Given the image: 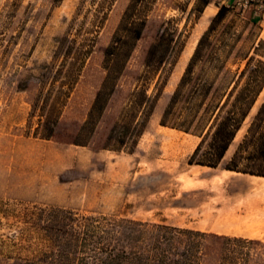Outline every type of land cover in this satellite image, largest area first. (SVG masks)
<instances>
[{
  "label": "rangeland",
  "instance_id": "obj_1",
  "mask_svg": "<svg viewBox=\"0 0 264 264\" xmlns=\"http://www.w3.org/2000/svg\"><path fill=\"white\" fill-rule=\"evenodd\" d=\"M80 1L0 0V264H93L95 253L105 255L111 246L122 248L116 240L98 243L105 227L127 221L183 229L178 224L184 178L188 188L197 184L190 178L199 175L193 166L201 165L196 162L209 151L205 144L193 156L202 141L203 126L195 133L185 130L189 107L194 103L203 112L206 103L222 100L249 57H254L253 65L264 60V0H157L129 67L134 68L151 29L162 19H174L181 32V48L166 64L156 107L143 135L125 146L112 142L107 148L98 147L108 115L117 109L113 102L91 144L41 139L35 135L39 117L31 116L26 88L53 61L58 40L68 30ZM129 3L115 2L88 70L64 111L60 131H74L89 113L103 77L105 49ZM222 6L227 10L209 33L204 56L193 72L198 83H213V90L192 98V86L185 87L175 113L164 117L200 39ZM263 101L264 90L224 159L206 170L215 173L236 165L233 156ZM237 164L239 169L251 167L247 159ZM151 200L155 201L150 204ZM86 227L96 231L93 242L86 239ZM198 240L203 249L204 240ZM260 250L264 253L257 244L226 241L219 264H264L263 254L259 261L249 260Z\"/></svg>",
  "mask_w": 264,
  "mask_h": 264
},
{
  "label": "trees",
  "instance_id": "obj_2",
  "mask_svg": "<svg viewBox=\"0 0 264 264\" xmlns=\"http://www.w3.org/2000/svg\"><path fill=\"white\" fill-rule=\"evenodd\" d=\"M116 1L81 0L68 30L58 40L53 61L47 63L38 80L26 88L32 106L31 116L39 117L36 137L46 140L58 138L87 146L91 144L113 102L117 109L108 115L98 147L107 148L112 142H116L119 147L125 146L131 138L136 141L143 135L156 107L160 91L158 85L164 79L166 64L181 48V32L173 24L174 19H162L154 24L134 68L130 69V61L146 33L150 13L157 0H130L112 41L105 49L103 77L89 113L74 131H60L64 111L80 85L84 72L88 70L100 32ZM226 10V6L220 8L209 32L200 39L164 117L175 113L185 87L192 86L191 92L195 95L192 98L198 94L207 96L213 90V83H198L193 72L197 62L204 56L209 33L213 32L215 24L223 18ZM254 60V57H249L246 67L238 73L237 80L228 88L222 100H211L209 103L204 101L206 107L203 112L194 103L189 107L191 112L185 119V130L195 133L203 126L200 132L202 141L193 156L198 155L205 144L209 149L197 164L217 167L221 163L258 101L264 90V60L259 59L253 65ZM153 83L155 86L152 89ZM254 117L233 156L232 163L236 165L228 169L264 176V101ZM248 151V155L244 156ZM239 159H247L251 167L239 169ZM190 163L194 162L191 160ZM85 230L86 239L89 237L93 242L96 231L91 227ZM103 231L98 237V243L116 240L123 249L119 247L117 250L109 244L107 246L111 248L107 249L105 255L95 253L93 264H219L226 241H242L264 248V242L259 239L232 238L136 221L107 226ZM78 238L75 237V240ZM198 239L204 240L203 249H200L202 243ZM260 252L249 255V260L259 261L258 257L262 254L264 256Z\"/></svg>",
  "mask_w": 264,
  "mask_h": 264
},
{
  "label": "crops",
  "instance_id": "obj_3",
  "mask_svg": "<svg viewBox=\"0 0 264 264\" xmlns=\"http://www.w3.org/2000/svg\"><path fill=\"white\" fill-rule=\"evenodd\" d=\"M210 12L213 13L214 10L210 8ZM193 167L201 168L200 171L198 169L199 175H197L196 178L191 177L190 175V178L193 180V183L196 182L197 185L195 184L191 186L192 189L187 188L185 186L187 179L184 178L185 184L184 189L182 191L183 199L182 207L180 208L181 211L179 213L180 222L178 226L183 229H189L200 232H210L219 235L239 238L242 237L243 239L248 240L259 239V241L264 242V238H262V236L264 235V183L259 182V184L253 182L252 180V182L250 181L253 176L260 175L244 173V171L240 172L227 168L224 169L225 171L222 170V172H216L220 174H214V172H210L205 169L213 167L205 165H194ZM237 173L240 175L242 174L241 176L243 177V179L240 175L238 176ZM231 174H233L234 176ZM223 215L225 216L223 217ZM228 222L231 223L232 226ZM234 224L236 226L238 225V227L233 226ZM258 227L261 229H259ZM255 230L256 232H254ZM247 232L250 234H247Z\"/></svg>",
  "mask_w": 264,
  "mask_h": 264
},
{
  "label": "bare ground",
  "instance_id": "obj_4",
  "mask_svg": "<svg viewBox=\"0 0 264 264\" xmlns=\"http://www.w3.org/2000/svg\"><path fill=\"white\" fill-rule=\"evenodd\" d=\"M172 135H174V134L172 133ZM163 150H164V149H163ZM165 151H166V150H165ZM166 152H167V151H166ZM167 154H168V152H167ZM168 155H169V154H168ZM161 158H162V157H161ZM171 168H172V167H171ZM195 169H197V171H198V169H199V171H200L201 168H195ZM224 171H225V170H224ZM213 172H214V171H213ZM218 172H219V171H218ZM220 172H222V171H220ZM150 173H151V172H150ZM192 173H193V171H192ZM215 173H216V172H215ZM215 173H214V174H215ZM198 174H199V173H198ZM216 174H220V173H216ZM221 174H222V173H221ZM237 174H238V173H237ZM231 175H233V174H231ZM239 175H240V174H238V176H239ZM241 175H242V174H241ZM241 175H240V176H241ZM246 175H247V174H246ZM195 176H196V175H195ZM207 176H208V175H207ZM209 176H210V175H209ZM233 176H234V175H233ZM191 177H192V176H191ZM241 177H242V176H241ZM207 178H208V177H207ZM242 179H243V177H242ZM202 180H203V179H202ZM229 180H230V179H229ZM251 180H252L253 182H255V183H259V182H260V183H264V176H261V175H260V176H253V177L250 179V181H251ZM190 181H191V180H190ZM190 181H188V183H189ZM244 181H245V180H244ZM252 181H251V182H252ZM251 182H250V183H251ZM194 183H195V182H194ZM194 183H193V184H194ZM260 183H259V184H260ZM191 184H192V183H191ZM196 185H197V184H196ZM222 185H223V184H222ZM222 185H220V186H222ZM251 185H252V184H251ZM251 185H250V186H251ZM157 186H158V185H157ZM205 186H206V185H205ZM254 186H255V185H254ZM259 186H260V185H259ZM263 186H264V185H263ZM161 187H162V186H161ZM187 188H188V187H187ZM189 188L192 189V187H189ZM196 188H197V187H196ZM253 188H254V187H253ZM255 188H257V187H255ZM150 194H151V193H150ZM191 194H192V193H191ZM161 196H162V195H161ZM163 196H164V195H163ZM177 196H178V195H177ZM194 196H195V195H194ZM180 197H182V196H180ZM220 197H221V196H220ZM233 197H234V196H233ZM167 198H168V197H167ZM174 198H175V197H174ZM174 198H173V199H174ZM177 198H178V197H177ZM182 199H183V198H182ZM155 200L158 202V200H157L156 198H155ZM155 200H151V201H150V204H151L152 201H155ZM168 200H169V199H168ZM203 200H204V199H203ZM139 201H140V199H139ZM142 201H143V199H142ZM145 201H147V199H146ZM165 201H166V200H165ZM137 202H138V201H137ZM157 202H156V203H157ZM170 202H171V200H170ZM198 202H199V201H198ZM223 202H224V201H223ZM138 203H139V202H138ZM141 203H142V202H141ZM263 203H264V202H263ZM132 204H133V203H132ZM150 204H148V205H150ZM159 204H160V203H159ZM159 204H158V205H159ZM162 204H163V203H162ZM164 204H165V203H164ZM168 204H169V203H168ZM173 204H175V203H173ZM262 206H263V205H262ZM134 207H135V206H134ZM255 207H256V206H255ZM257 207H258V206H257ZM253 208H254V207H253ZM258 208H259V207H258ZM183 209H184V208H183ZM244 209H245V207H244ZM185 211H186V210H185ZM231 211H232V210H231ZM143 212H144V211H143ZM207 212H208V211H207ZM235 212H236V211H235ZM237 212H238V211H237ZM241 212H242V211H241ZM230 213H231V212H230ZM232 213H233V212H232ZM175 214H177V213H175ZM216 214H218V213H216ZM219 214H220V213H219ZM222 214H223V213H222ZM239 214H241V213H239ZM211 215H212V214H211ZM248 215H249V214H248ZM250 215H251V214H250ZM257 215H258V214H257ZM206 216H207V214H206ZM216 216H217V215H216ZM224 216H225V215H223V217H224ZM241 216H242V215H241ZM243 216H244V215H243ZM210 217H211V216H210ZM234 217H235V216H234ZM246 218H247V217H246ZM263 218H264V216H263ZM192 219H193V218H192ZM226 219H227V218H226ZM229 219H230V217H229ZM243 219H244V218H243ZM243 219H242V220H243ZM259 220H260V219H259ZM259 220H258V221H259ZM212 221H213V220H212ZM217 221H218V220H217ZM227 221H228V220H227ZM227 221H225V222H227ZM219 222H220V221H219ZM233 222H234V221H233ZM238 222H239V221H238ZM238 222H237V224H238ZM209 223H210V222H209ZM217 223H218V222H217ZM228 223H229V222H228ZM228 223H227V224H228ZM245 223H246V222H245ZM218 224H219V223H218ZM221 224H222V223H221ZM229 224H231V223H229ZM229 224H228V225H229ZM246 224H247V223H246ZM216 225H217V224H216ZM213 226H214V224H213ZM231 226H232V224H231ZM233 226H236V225L234 224ZM239 226H240V225H239ZM241 226H242V225H241ZM259 226H260V225H259ZM261 226H262V225H261ZM236 227H238V225H237ZM212 228H213V227H212ZM241 228H242V227H241ZM245 228H246V227H245ZM258 228H259V227H258ZM258 228H257V230H258ZM243 229H244V228H243ZM259 229H261V228H259ZM225 230H226V229H225ZM227 230H228V229H227ZM239 230H240V229H239ZM246 230H247V229H246ZM220 231H222V230H220ZM261 231H262V230H261ZM216 232H217V231H216ZM241 232H242V231H241ZM245 232H246V231H245ZM245 232H244V233H245ZM248 232H249V231H248ZM248 232H247V234H250V233H248ZM254 232H256V230H255ZM263 232H264V231H263ZM232 233H233V232H232ZM261 233H262V232H261ZM240 234H241V233H240ZM241 235H242V234H241ZM243 235H244V234H243ZM261 235H263V234H261ZM259 236H260V235H259ZM259 236H258V237H259ZM263 236H264V235H263ZM263 236H262V238H264ZM250 238H251V237H250ZM252 238H253V237H252ZM262 238H261V239H262Z\"/></svg>",
  "mask_w": 264,
  "mask_h": 264
}]
</instances>
